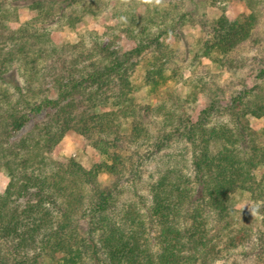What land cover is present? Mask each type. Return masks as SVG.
Wrapping results in <instances>:
<instances>
[{"label":"trees","instance_id":"1","mask_svg":"<svg viewBox=\"0 0 264 264\" xmlns=\"http://www.w3.org/2000/svg\"><path fill=\"white\" fill-rule=\"evenodd\" d=\"M57 6L54 0H33L27 7L34 16L30 21L13 30H4L1 25L0 81L6 82L7 75L16 68L23 88L31 90L45 72L58 71L63 83L59 99H42L33 107L35 112L43 108L53 111L51 124L39 131L38 138L29 136L38 150L52 152L64 133L72 131L87 140L99 137L128 154L94 164L89 170L70 161L61 167L62 177L55 184L46 178L10 174L1 197L0 264H26L24 259L32 252H42L49 261L61 264H82L84 259L90 264H264V179L232 157L246 139L252 142L246 137V128L240 124L208 127L189 123L181 115L165 114L151 136L142 122L153 104L145 100L137 103L127 92L116 94L114 110L86 115L88 109H84L85 115L72 121L76 101L82 108L88 104L93 110L108 99L101 89L92 90L93 63L87 67L79 65L77 58L55 60L51 40L49 48L46 46L50 35L43 27L55 21ZM3 8L0 2V22L10 23L11 14ZM259 26L256 16L250 15L224 31L208 29L206 44L188 51L190 58L195 62L201 56L208 57L209 50H216L212 58L219 64L220 57L243 45H264ZM65 47L60 54L69 48ZM167 58L161 65L145 69L143 86L147 92L156 93L178 82V78L183 81L178 77L181 74L174 54L169 52ZM134 68L135 64L126 58L117 62L115 74L125 77ZM10 79L23 97L21 86ZM18 109L19 103L13 104L0 117L9 132H18L27 122ZM235 109L236 104L226 111L233 119ZM216 151L223 156H216ZM248 159L255 168L264 164V156L251 155ZM143 164H155L161 177L156 199L141 214L131 201L117 206V199L123 191H136V185L143 184V173L138 171ZM101 175L114 181L105 206L94 207V186ZM15 186H19L17 195ZM237 200L248 203L257 218L255 225L245 223L244 216L242 220L239 216L234 219L230 205ZM90 211V246L82 250L76 224Z\"/></svg>","mask_w":264,"mask_h":264},{"label":"rangeland","instance_id":"2","mask_svg":"<svg viewBox=\"0 0 264 264\" xmlns=\"http://www.w3.org/2000/svg\"><path fill=\"white\" fill-rule=\"evenodd\" d=\"M32 1L0 0L4 3V11L11 14V22H0V27L13 30L30 21L34 16L27 7ZM54 1L58 3L54 11L55 21L43 27L50 35L46 46L51 40L50 49L55 50V60L77 58L79 65L83 66L93 63L90 71L95 75L92 90L101 89L105 93L103 97L108 99L93 110H89L88 104L82 108L76 101L72 121L85 115L84 109H88L86 115L114 110L112 103L116 94L127 92L136 98L137 103L145 100L153 104L142 122L151 136L156 134L158 120L165 114L181 115L189 123L208 127L240 124L246 128V137H251L252 142L246 139L232 157L244 167L249 165L247 168L257 178L264 179V164H257L255 168L248 159L251 155L264 156V45H243L232 54L220 57L219 64H215L212 58L217 54L216 50H209L208 57L201 56L195 62L188 52L199 50L206 44L208 29L224 31L244 22L250 15L259 20L257 31L260 29L259 34L264 37V0H161L159 4L155 0ZM62 14L64 18L61 19ZM65 46L69 48L60 54ZM169 52L174 54L181 74L178 77L183 81L178 78V82H171L156 93L147 92L143 86L145 69L153 64L161 65L168 59ZM126 58L135 64L133 73L118 77L115 74L117 62ZM57 63L56 68L60 66V62ZM12 72L7 75L6 82L0 81V117L8 107L19 103L18 111L26 115L27 122L18 132H9L0 120V214L3 212L1 197L12 173L35 180L46 178L55 184L62 177L61 167L70 161L89 170L94 164L111 162L116 156L128 154L105 144L99 137L87 140L72 131L65 132L50 153L35 148L29 136L38 138L39 131L51 124L53 111L43 108L35 112L33 107L42 99H59L63 83L54 69L45 72L39 83L35 82L31 90H26L16 68ZM10 78L21 86L23 97L14 89ZM235 104L237 109L233 119L226 111ZM215 155L223 156L218 151ZM138 171L143 173V184H137L136 191H123L117 199V206L131 201L143 214V209L157 197L161 172L155 164H143ZM113 181L108 175L99 176L94 186V207L105 206ZM13 191L19 194V186ZM230 207L234 219L240 217L242 220L244 216L245 223L257 220L244 200H237ZM91 213L76 224L82 250L90 246L87 230ZM27 255L26 264H61L49 261L42 252ZM82 264H90V261L84 259Z\"/></svg>","mask_w":264,"mask_h":264},{"label":"clouds","instance_id":"3","mask_svg":"<svg viewBox=\"0 0 264 264\" xmlns=\"http://www.w3.org/2000/svg\"><path fill=\"white\" fill-rule=\"evenodd\" d=\"M148 2H151V0H148ZM155 2H156L157 4H159V3L161 2V0H155Z\"/></svg>","mask_w":264,"mask_h":264}]
</instances>
